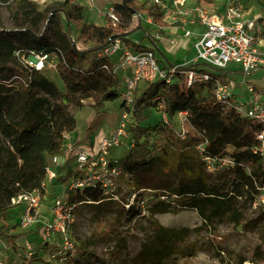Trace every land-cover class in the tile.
<instances>
[{"label":"trees","instance_id":"trees-1","mask_svg":"<svg viewBox=\"0 0 264 264\" xmlns=\"http://www.w3.org/2000/svg\"><path fill=\"white\" fill-rule=\"evenodd\" d=\"M259 1L264 10V0ZM112 6L118 16L117 22L89 24L84 22L85 6L75 0H64L45 9H39L31 0H0V8L6 9L14 27L13 31L0 30L2 239L10 241L12 238L3 229L11 209L19 206L12 204L11 198L42 187L47 174V157L56 155L59 165L64 139L71 137L76 129V118L70 112L69 105L80 106L82 99L92 98V108L97 113L106 102L118 99L121 87L114 66L119 55L107 57L102 54L103 49L114 38H119L127 47L159 51L157 40L151 32L145 34L150 46L133 43L130 34L141 19L147 17L151 18L147 24L151 25L152 31L163 26L160 14L151 12V7H138L134 0H120ZM43 23H46L49 38L42 37L43 34L37 35ZM76 25L79 26L76 38L84 44L83 50L77 48L71 34L72 27ZM31 51L54 56V69L63 83V90L48 79L44 70L26 66L21 61V57H28ZM160 53L163 54L162 51ZM86 55L91 58L88 65L82 67L80 59ZM193 66L181 67L180 70ZM219 77L213 75L214 79ZM182 84L187 88L185 93L180 91ZM213 89V79L190 85L183 78L173 82L157 79L140 83L138 94L134 93L131 115L140 121L146 118V110L155 108L166 117L168 123L161 119L153 126L130 124L126 131L134 138L135 146L143 148L144 152L141 155L129 153L115 161L110 160V163L119 166L124 177H128L132 188L128 194L136 193L139 189L151 191L147 213L185 208L195 210L203 224L209 227L223 221L237 226L241 223L245 203L252 205L258 196V188L264 186V158L259 151L262 142L257 138L264 125L242 116L232 106L217 100ZM178 113H184L194 129L193 143L185 134L179 133L175 137L172 132L161 144L156 145L148 140L149 136L162 133L161 130H172L169 123ZM199 143L204 144L202 154L195 149ZM228 145L233 148L231 153H228ZM189 156L192 161H188ZM204 156L229 160L226 166L216 171L219 173L211 182H207L195 170L196 166L206 170ZM72 174L69 173L64 181L84 176L83 172ZM169 174L174 176V181L166 187L152 183V175L159 178L168 177ZM42 190L45 189L42 187ZM103 198L100 186L95 185L71 193L69 202H98ZM125 211L137 215L134 207H128ZM155 233L157 245L153 248L144 244L140 256L153 258V261L169 260L172 256L170 244L181 232L160 225L155 228ZM86 248V243L82 241L78 247L79 258L84 259L88 255ZM191 250L183 247L179 253L184 257L190 256ZM69 255L66 254L64 259ZM60 258L46 259L33 252L21 264H61Z\"/></svg>","mask_w":264,"mask_h":264},{"label":"rangeland","instance_id":"rangeland-1","mask_svg":"<svg viewBox=\"0 0 264 264\" xmlns=\"http://www.w3.org/2000/svg\"><path fill=\"white\" fill-rule=\"evenodd\" d=\"M31 1L36 3L39 9H45L64 0ZM75 1L85 6L84 22L91 24L97 23L99 20L100 22L103 20V23H105L104 20L106 18L104 19L102 12L106 10L107 6L120 0ZM134 2L138 7L144 8L151 6L152 0H134ZM252 6L254 7V4ZM136 18L139 17L136 16ZM45 26L46 23H43L37 35L43 34L42 37L49 38ZM78 28L79 26L77 25L73 26L71 34L77 48L83 50L85 49L84 44L76 38ZM2 29L14 30L4 7L0 8V30ZM195 29L202 30V27L197 25ZM146 32H151L155 36L151 25L141 19L137 28L130 34L131 41L141 45H148L149 40L146 39ZM163 35L167 36V34ZM175 36L176 43L173 45L166 40L156 39V42H158L157 46L163 53L161 54L156 50V56L163 58L166 62L168 61L169 64L170 62L172 64L182 63L184 56L182 54H185L188 58L194 56L192 41L196 37H189V41L183 46L185 38H182L179 33ZM90 58L89 55L83 56L80 59V65L86 67ZM116 71L122 89L125 82L123 76L127 75L128 72ZM235 71L237 73L234 74L236 76L231 80L230 89L234 93L244 92V85L240 84L237 77L238 70ZM253 73L248 76V80L262 94L264 102V68H260ZM44 74L60 90L64 89L63 83L54 68H45ZM181 83L183 82L181 81ZM139 86L140 84L134 90L136 95L138 94ZM186 89L183 84L180 86L181 92L185 93ZM235 98L236 95L234 96ZM92 103V98H84L81 100L80 106L69 105L70 112L76 118V129L74 136L69 138L66 136L64 145L70 143L74 150L63 146L59 165H53L52 175L47 174L45 191L41 195L36 220L30 226L21 227L18 225V219L22 211L21 205L11 209L3 229L12 238L10 241L0 238V259L11 261L13 264H21L28 260L33 252H36L46 259H50L52 253H56L58 256L63 255V258H60L61 264H264V212L259 208L260 206L253 203L252 205L245 203L241 223L237 226L223 221L213 227H209L203 224L201 217L195 210L185 208L169 209L165 212L153 214L146 213L143 216L131 215L125 211L131 195L128 194V191L132 189L128 177L118 179L113 198L107 199L104 197L98 202H91L90 200L78 201L74 208V219L69 228V237L73 242V250L71 252L63 249L60 233L53 232L48 236L45 235L43 228L50 219L51 201L56 195L65 190L69 183V180L64 181L65 177L75 171V151L78 149H95L99 139L102 136L112 134L121 119V106L117 98L114 101L106 102L104 108L97 113L92 108ZM145 113L147 115H145L146 118L140 121L131 115L128 123L153 126L162 119L161 112L158 109L146 110ZM170 126L172 130H161L162 133L149 136L148 140L158 145L163 143L172 132L175 137L179 133L185 134L190 143L194 142V129L188 123L184 113H178L173 117L170 121ZM130 137L132 135L126 131L125 138L129 139ZM232 149L231 145L227 146L228 153H231ZM143 152V148L136 146L130 148L127 144H122L111 149L109 157L119 159L129 153L141 155ZM188 161H192V158L188 159ZM46 162L52 165L50 157L46 158ZM195 170L207 179V182L213 181L219 173H209L204 168L201 170L197 166ZM151 178L155 186L160 184L161 187H166L167 184L174 181L172 174H169L168 177L162 176L159 178L152 175ZM160 225L181 232L173 240L174 242L170 244L169 249L172 252V256L169 260L160 259V261L141 257L140 251L144 244L153 248L157 245L158 240L154 237L156 234L155 228ZM82 241L86 243L88 251V255L84 259L78 256L80 251L78 247ZM183 247L191 248L192 254L190 256H182L179 251ZM68 252L72 254L69 255ZM66 254L69 257L64 259ZM76 258L78 259L77 262H75Z\"/></svg>","mask_w":264,"mask_h":264},{"label":"built area","instance_id":"built-area-1","mask_svg":"<svg viewBox=\"0 0 264 264\" xmlns=\"http://www.w3.org/2000/svg\"><path fill=\"white\" fill-rule=\"evenodd\" d=\"M151 12L160 14L164 22L163 26H158L155 30L157 39L166 40L173 45L176 43L175 35L178 33L186 39L191 36L196 37L192 41L194 56L184 63L169 64L163 58H158L154 49L137 50L132 46L127 47L119 38H114L103 49L102 54L107 57L119 55V60L114 66L115 73H117L116 70L128 72L123 76L125 82L118 96L121 119L112 134L99 139L95 149L75 151L74 173L83 172L84 176L70 178L65 190L51 201L50 219L45 224L43 231L47 236L53 232L60 233L63 249H67V251L73 250L69 228L74 219V208L78 203V201L69 202L70 194L81 192L88 186L99 185L103 197L113 198L118 179L124 177L121 168L110 163V160L115 161L116 159L109 157V151L122 144H127L130 148L135 147L134 138L127 139L125 134L130 125L128 122L131 116V102L138 84L157 79L173 82L184 78L186 84L190 85L213 79V94L217 100L232 106L242 116L252 118L264 125L262 94L248 80V76L253 72L264 68V10L262 3L259 0H152ZM102 13L106 21L111 23L118 21V16L112 5L107 6ZM145 20L151 22L150 17ZM197 25L201 26L202 30L195 29ZM163 34H167V36L165 37ZM21 61L26 66L37 70L55 68L56 65L53 55L46 52L31 51L28 57L22 56ZM188 65L194 66L187 70H180L181 67L184 68ZM235 70H238L237 77L240 84L244 85V92L234 93L230 89L231 80L237 73ZM213 75L220 77L214 79ZM162 119L168 123L164 115H162ZM257 138L262 142L259 151L263 154L264 130L257 133ZM64 141L66 140L64 139ZM63 146L74 150L70 143L63 144ZM195 149L202 154L204 144H196ZM50 158L52 165L47 164L45 170L47 174L52 175V167L57 165L58 157L53 155ZM203 161L206 170L210 173L218 171L229 162L227 158L216 159L207 156L203 157ZM46 178L41 183L43 189H45ZM42 187L17 194L11 198L12 204L22 206L18 219L19 226L28 227L36 220L41 195L45 191L42 190ZM151 195V191L148 189H139L130 195V201L126 207H134L137 216H143L147 213L146 206ZM253 204L264 210V186L258 188V196ZM55 256L58 255L52 253L50 258H55ZM59 256L63 258V255ZM0 264H13V262L0 259Z\"/></svg>","mask_w":264,"mask_h":264},{"label":"crops","instance_id":"crops-1","mask_svg":"<svg viewBox=\"0 0 264 264\" xmlns=\"http://www.w3.org/2000/svg\"><path fill=\"white\" fill-rule=\"evenodd\" d=\"M88 3H89V1H88ZM148 7H151V6H148ZM104 17V16H103ZM100 19V18H99ZM105 19V18H104ZM105 21V23H106V20H104ZM149 23V22H148ZM95 24H104L103 23V20H102V22H100V20H99V22H97V23H95ZM154 33H155V31H154ZM155 39H157L156 37H155ZM148 41V40H147ZM187 41H189V39H186L185 38V42H184V44H183V46H185V43L187 42ZM158 44V42H156V45ZM144 46H150V43H148V45H144ZM158 47V46H157ZM159 48V47H158ZM160 51H162L160 48H159V52ZM155 54L157 55V53H156V50H155ZM160 55V54H159ZM182 55H184L183 56V62L182 63H184V62H187V61H189L192 57H189L188 58V56H185V54H182ZM185 57V58H184ZM168 62V61H167ZM169 63V62H168ZM170 64H172V62H170ZM260 69V68H259ZM256 72V71H255ZM254 74V73H253ZM177 115V114H176ZM176 115H174V117L176 116ZM74 134H75V132H73L71 135L72 136H74Z\"/></svg>","mask_w":264,"mask_h":264}]
</instances>
